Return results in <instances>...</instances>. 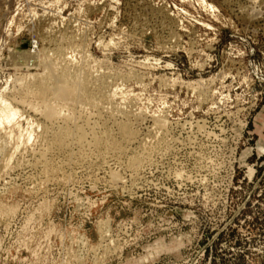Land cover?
Instances as JSON below:
<instances>
[{"label": "rangeland", "instance_id": "obj_1", "mask_svg": "<svg viewBox=\"0 0 264 264\" xmlns=\"http://www.w3.org/2000/svg\"><path fill=\"white\" fill-rule=\"evenodd\" d=\"M1 99L0 264H264V0H0Z\"/></svg>", "mask_w": 264, "mask_h": 264}, {"label": "bare ground", "instance_id": "obj_2", "mask_svg": "<svg viewBox=\"0 0 264 264\" xmlns=\"http://www.w3.org/2000/svg\"><path fill=\"white\" fill-rule=\"evenodd\" d=\"M20 62H21V60H20ZM37 75H39V74H37ZM59 76H60V80L61 81H59L58 85H54L53 83H48L49 80H47L45 82L46 79H45V77L43 75L34 77L36 79V82H35L36 86H35V90L33 89L32 92L34 93L35 97L37 99H39V101H40L39 104H41V106L43 108L42 110H44L46 112V114L49 113L47 111L50 110V102H49L50 95L52 97L53 96H55V97L59 96L61 99L63 98L62 100L66 101V102H70L71 101L72 103H76V102H78V103H87L88 105H90L92 107H93V105L96 104V99L95 98L97 96H95V95H93L91 93L89 94L88 92H86L87 89L84 86V81H82V79H80L79 77H77L75 75L69 74L66 70H63L59 74ZM28 77H32L33 78V76H28ZM2 99H1V102H0V128H2L1 126H3L4 123L5 124H10V123L15 122L16 118H18L17 116L19 115L18 109L13 108L9 103L6 102V100L4 101ZM54 110L55 109H53V111ZM53 111H51V112H53ZM47 115L50 116L51 114L49 113ZM14 124H16V123H14ZM113 124H115V123H113ZM117 126H118L117 130H118V133H119L121 141H123V142H128L130 140L132 141V139L134 137V133L129 128V125H127L126 122H122V123L118 124ZM53 135H54L53 137H54V142H55L56 146H61V144H63V142L66 140V138L75 137L76 138L75 140H77V141H81L83 139V133L78 128H76L74 130V133H72L69 130V128H65V127L59 128ZM102 135H101L102 137L99 136V138H97V136L94 137V141H95L96 145H99V146L101 145L104 149L111 150L113 152L120 150L121 143L119 141H117L116 139H114L110 135V133L104 132V134H102ZM28 140H29V138H28ZM131 141L129 143H131Z\"/></svg>", "mask_w": 264, "mask_h": 264}]
</instances>
